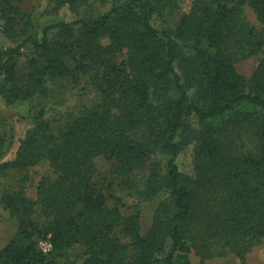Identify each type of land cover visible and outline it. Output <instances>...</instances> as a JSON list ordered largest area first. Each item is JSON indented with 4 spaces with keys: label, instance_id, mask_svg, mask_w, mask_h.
Listing matches in <instances>:
<instances>
[{
    "label": "trees",
    "instance_id": "1",
    "mask_svg": "<svg viewBox=\"0 0 264 264\" xmlns=\"http://www.w3.org/2000/svg\"><path fill=\"white\" fill-rule=\"evenodd\" d=\"M108 1L107 11L90 17L88 0H50L54 12L66 8L71 17L0 45L4 106L44 95L53 79L77 83L87 73L99 95L58 131L46 106L38 107L11 159L0 128V176L41 162L55 173L39 179L34 198L22 188L1 194L17 235L0 248V264H177L191 249L246 264L264 237V30L244 7L264 26V0H191L186 10L182 0ZM18 14L0 0L12 38ZM256 55L246 79L236 58ZM187 149L191 167L183 171L178 158ZM98 156L114 160L128 194L155 204L147 230L140 210L124 215L116 196L108 204L93 180ZM39 237L50 249L38 246ZM75 245L80 263L67 259Z\"/></svg>",
    "mask_w": 264,
    "mask_h": 264
},
{
    "label": "rangeland",
    "instance_id": "2",
    "mask_svg": "<svg viewBox=\"0 0 264 264\" xmlns=\"http://www.w3.org/2000/svg\"><path fill=\"white\" fill-rule=\"evenodd\" d=\"M16 5L21 14L17 15L14 37H9L4 20H0V45L2 47L11 46L16 40L23 37L24 30L35 32L38 28L49 21L64 17H71V13L63 8L59 12H54L53 4L50 0H11ZM191 0H182L184 9H188ZM110 8V1L88 0L83 9L90 17H96ZM82 9V10H83ZM24 14V16H23ZM179 16V10H172L167 14L170 25H173ZM245 18L255 27L264 26L258 22L252 10L244 7ZM152 24L158 26V20L153 19ZM27 54L23 52L17 57L19 66H24ZM258 62V55L244 58H236L235 66L237 71L246 79L251 76ZM90 73L83 74L79 82L75 83L69 78H56L45 85L46 93L39 97L17 102L13 106H4L0 99V128L8 136V149L5 159L14 156L19 137L25 132L31 123V116L38 110V107L45 105L47 108V120L55 131H58L65 124V120L71 115L76 114L82 107L95 106L99 101L98 91L93 85ZM3 74L0 75L2 82ZM179 166L183 171H189L191 167V150L187 149L178 158ZM96 172L93 180L97 186L107 196L109 205H113V196L119 197L123 202L122 213L130 214L137 209L141 212L143 229L147 230L151 223L155 211L154 203H139L134 195L128 194V189L123 185V181L117 177L113 170L115 162L104 156L95 158ZM55 175L51 167L46 162H41L31 166L26 170L10 169L0 176V197L5 191L22 188L27 195L34 198L37 182L42 176L53 177ZM144 172L139 171L136 178H143ZM17 235L15 220L10 216L7 209L0 205V248ZM47 238H38L37 244L43 250L49 248ZM83 250L81 246L75 245L67 251V259L80 263L82 261ZM246 264H264V237L245 254L243 258ZM242 260L231 254L225 253L221 256L211 258H201L193 249L187 254H182L177 259V264H240Z\"/></svg>",
    "mask_w": 264,
    "mask_h": 264
},
{
    "label": "built area",
    "instance_id": "3",
    "mask_svg": "<svg viewBox=\"0 0 264 264\" xmlns=\"http://www.w3.org/2000/svg\"><path fill=\"white\" fill-rule=\"evenodd\" d=\"M49 244V243H48ZM49 248H50V244H49Z\"/></svg>",
    "mask_w": 264,
    "mask_h": 264
}]
</instances>
